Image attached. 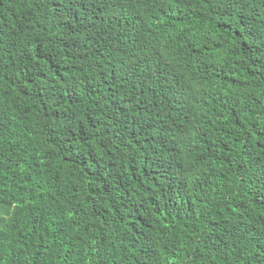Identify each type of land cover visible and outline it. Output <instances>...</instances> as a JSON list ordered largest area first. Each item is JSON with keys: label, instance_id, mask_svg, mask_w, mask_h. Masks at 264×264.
<instances>
[{"label": "trees", "instance_id": "16d2710c", "mask_svg": "<svg viewBox=\"0 0 264 264\" xmlns=\"http://www.w3.org/2000/svg\"><path fill=\"white\" fill-rule=\"evenodd\" d=\"M0 264H264V0H0Z\"/></svg>", "mask_w": 264, "mask_h": 264}]
</instances>
